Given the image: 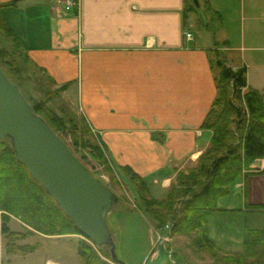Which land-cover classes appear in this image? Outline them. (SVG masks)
<instances>
[{
    "label": "crops",
    "instance_id": "obj_1",
    "mask_svg": "<svg viewBox=\"0 0 264 264\" xmlns=\"http://www.w3.org/2000/svg\"><path fill=\"white\" fill-rule=\"evenodd\" d=\"M25 1L0 0L22 46L20 81L31 78L43 89L45 83L67 85L62 97L77 106L116 157L117 166H130L145 179L150 194L162 198L176 172L196 164L211 135L200 126L216 92L210 65L215 48L197 46L193 36L186 37L191 27L188 15L195 10L186 9V0H78L77 11L69 12L60 0ZM212 4L211 15L227 25L229 4ZM257 5L249 4L251 21L264 20ZM14 11L19 15L10 19ZM254 25L248 31H254ZM218 30L224 46L230 39L227 33L224 37L223 26ZM260 31L249 46L243 45V34L239 46L221 48L264 51V29ZM246 79L252 87L247 73ZM74 86L75 94L70 90ZM123 141L125 148H119L116 144ZM128 153L129 157L122 155ZM250 167L262 169L264 161L256 160ZM256 178L260 176L242 177L236 183L246 186L243 208L246 200L261 203ZM79 239L80 234L33 233L20 241L31 251L8 254L0 234V264H80Z\"/></svg>",
    "mask_w": 264,
    "mask_h": 264
},
{
    "label": "trees",
    "instance_id": "obj_2",
    "mask_svg": "<svg viewBox=\"0 0 264 264\" xmlns=\"http://www.w3.org/2000/svg\"><path fill=\"white\" fill-rule=\"evenodd\" d=\"M3 7L0 4V66L16 84L19 75L22 77V46L3 15ZM186 9H196L192 0H186ZM7 41L11 42L10 48L5 46ZM210 65L217 70L214 75L216 92L200 128L211 135L208 147L198 156L196 164L177 171L162 198L153 197L145 179L130 166L118 167L135 191L134 209L130 210L141 212L156 228L169 224L171 236H190L191 246L204 252L214 264H264V229L246 228L242 235V250L231 254L225 253L206 229L212 214L238 210L218 205V201L231 192L232 186L242 177L246 180L251 175L264 176V169L249 170L256 160L264 159V87H248L246 66L235 69L228 66L225 55L216 48L211 51ZM53 93L57 94V90L49 92L45 99H28L34 112L42 116L63 141L64 133L72 135L74 146L64 142L75 156L79 146L93 162L112 174L107 148L93 133L86 118L66 119L48 107ZM80 160L86 165L85 158ZM89 169L95 175L94 164ZM112 178L117 179L115 175H111ZM245 205L246 211H264V204H250L246 200ZM12 216L20 220L23 232L8 226ZM33 233L81 234L73 220L15 157L9 138H0V234L4 237L6 252L24 254L31 251L32 247L21 245L20 241ZM77 250L80 264H121L118 254L120 261H113L109 247L102 256L87 242L78 240Z\"/></svg>",
    "mask_w": 264,
    "mask_h": 264
},
{
    "label": "rangeland",
    "instance_id": "obj_3",
    "mask_svg": "<svg viewBox=\"0 0 264 264\" xmlns=\"http://www.w3.org/2000/svg\"><path fill=\"white\" fill-rule=\"evenodd\" d=\"M28 1L30 0H26L25 3ZM197 2L198 6L195 9V13H189L188 15L191 27L187 28L192 33L195 44L197 46L216 48V50L221 52L222 56L225 54L228 66L245 65L250 85L256 89H262L264 86V51H251L248 48H242L241 50H223L221 47L239 46L243 34H245L246 38L243 43L245 47L249 46L250 41L255 40V33L257 32V34H260V30L264 29V20L259 19L251 21L248 19V7L249 4L258 3L255 7L256 11L258 13L259 11L264 12V0H225V2L229 4V16H225L227 25H221L222 19L218 18L217 20L216 17L211 15V6H213L212 0L211 2L210 0L209 2H206V0H198ZM241 4H243V10H241ZM45 6H47V4ZM18 15V11H14L10 19H15ZM251 24H255L254 31H248V27L251 26ZM220 26H223L224 37L227 33L226 37L230 39L224 46L222 44L223 42L218 38V29ZM5 43L7 48L11 47L10 41ZM23 58V54H21V62ZM216 72L217 70L214 69V74ZM21 78L22 77L19 75L18 80H15L16 85L27 100L37 97L39 99H45L49 92H55L57 90V94H51L50 100L47 102L48 107L66 119L82 116L76 105H70V102L66 101L68 98L62 97L61 92L63 90L54 87L50 83H45L43 89L40 84L36 86L37 82L33 83L31 78L28 82H21ZM70 90L75 94V86ZM92 131L95 134L94 130ZM62 137L68 145L74 146L72 135L64 133ZM130 139L133 145L135 140L133 138ZM124 144L125 142L123 141L122 144L118 142L116 145L119 148H125ZM77 149L79 151L77 154L78 158H85L86 165L89 168H91V164H94L96 167L95 176L100 178L104 184L111 188L118 197V202L112 206L110 212L107 214L106 221L116 246V253L120 259L126 264H214L212 259L204 252L195 250L191 246L190 236L182 234L171 236L169 234L170 225L169 228H166L167 224H165L163 228H156L141 212L130 210V208L134 209L135 191L132 183L117 166L116 157L112 154L110 149L107 148V153L110 156L109 161L113 168L112 174H109L104 168L99 166L96 162H93L88 154L79 146ZM133 154L137 156L142 153ZM122 155L126 157L130 156L129 153ZM255 169L251 167L249 170ZM263 169L264 168L258 170L261 171ZM111 175L116 176V181H114L113 178L111 179ZM254 176L251 175V177ZM255 180L258 184H261L260 188L256 190V192L259 193L258 201L261 202L260 204H264V176L260 175V178H256L254 181ZM244 190V187H237L236 184L232 186L231 192L222 197L218 201V205L224 208H238V210L214 213L206 224V229L211 238L227 254L238 253L242 250V235L246 228L264 229V211L244 210ZM8 226L12 230L24 231V229H22V223L14 216L11 217ZM79 240L87 242L102 256L103 252L107 250L106 246L93 245L83 237Z\"/></svg>",
    "mask_w": 264,
    "mask_h": 264
},
{
    "label": "water",
    "instance_id": "obj_4",
    "mask_svg": "<svg viewBox=\"0 0 264 264\" xmlns=\"http://www.w3.org/2000/svg\"><path fill=\"white\" fill-rule=\"evenodd\" d=\"M197 1L193 0L195 6ZM0 138H9L15 157L73 220L81 235L96 246L109 247L113 261H120L106 221L112 206L118 202L117 195L34 112L1 66Z\"/></svg>",
    "mask_w": 264,
    "mask_h": 264
},
{
    "label": "built area",
    "instance_id": "obj_5",
    "mask_svg": "<svg viewBox=\"0 0 264 264\" xmlns=\"http://www.w3.org/2000/svg\"><path fill=\"white\" fill-rule=\"evenodd\" d=\"M61 4L63 5V8L65 11H71L77 7H79V1L78 0H62ZM191 34L187 33V38H191ZM169 228V224L166 225V228Z\"/></svg>",
    "mask_w": 264,
    "mask_h": 264
}]
</instances>
